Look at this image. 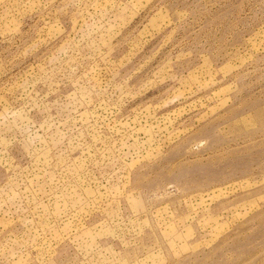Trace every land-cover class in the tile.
Returning <instances> with one entry per match:
<instances>
[{
	"label": "rangeland",
	"instance_id": "rangeland-1",
	"mask_svg": "<svg viewBox=\"0 0 264 264\" xmlns=\"http://www.w3.org/2000/svg\"><path fill=\"white\" fill-rule=\"evenodd\" d=\"M0 264H264V0H0Z\"/></svg>",
	"mask_w": 264,
	"mask_h": 264
}]
</instances>
